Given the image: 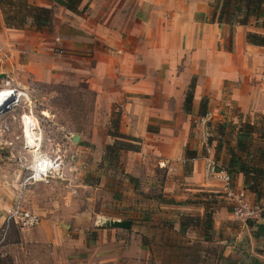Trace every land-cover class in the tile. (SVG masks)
Returning <instances> with one entry per match:
<instances>
[{
  "label": "crops",
  "instance_id": "obj_1",
  "mask_svg": "<svg viewBox=\"0 0 264 264\" xmlns=\"http://www.w3.org/2000/svg\"><path fill=\"white\" fill-rule=\"evenodd\" d=\"M27 1L51 9V25L42 30L31 26L10 29L0 11V75L6 76L2 86L13 87L21 73L45 84L82 82L95 93L96 102H109L108 117L112 107L119 106V131L141 141L138 152L120 154L126 188L114 200L115 206L127 213L136 211L138 216L134 221L132 216L111 214L109 218L129 220V229L102 228L99 221L79 225V214L74 216L75 223L65 225L57 222L54 214L42 226L46 233L37 231L28 242L50 247V264H165L167 260L159 252L162 225L147 210L174 203L181 217L183 212H190L186 200L193 193L211 192L223 197L228 192L221 180L206 172L217 157L221 161L222 153L219 156L215 145L205 143V122L222 118L230 102L238 114L235 119L247 121L243 124L253 126L254 132L248 137L247 149L236 148L237 137L221 149L227 147L228 152L233 148L247 161L250 149L255 148L257 127L253 120L264 116V47L249 44L246 33H257L253 30L260 26H255L253 18L245 26L218 23L207 0H82L77 14L52 1ZM192 82L193 100L186 110L185 97ZM204 98L207 119L198 116ZM90 142L96 149L93 165H98L96 170L108 183L113 171L106 172L100 165L104 147L110 142L104 138L101 143L95 135ZM206 147L208 155H204ZM186 151L196 157L191 159ZM83 158L80 161L85 162ZM232 178L236 191H243L249 201H264L256 188H247L248 179L242 174L235 173ZM145 181L148 190L157 194L148 197V202L135 195L138 183ZM3 204L5 209L10 206L5 199ZM213 215L211 232L220 233L213 240L224 249L218 264H264V236H254L256 225L264 226V216L244 227L232 221L223 206ZM60 227L70 231L63 234ZM89 230L95 233L94 239L86 233ZM196 233L189 228L179 231L182 244L204 238L200 228ZM194 259L186 264H198ZM204 260V264H217V257L210 254Z\"/></svg>",
  "mask_w": 264,
  "mask_h": 264
},
{
  "label": "rangeland",
  "instance_id": "obj_2",
  "mask_svg": "<svg viewBox=\"0 0 264 264\" xmlns=\"http://www.w3.org/2000/svg\"><path fill=\"white\" fill-rule=\"evenodd\" d=\"M207 1L211 5L213 13L217 14L221 2ZM217 17H215L216 20ZM236 19L242 20L240 13L236 14ZM231 22L235 24V21ZM262 25L263 22L260 21L258 26L261 28L253 31L264 35ZM1 80L0 89L5 82L4 79ZM11 88L19 92L16 93L20 98L12 106L10 105L9 109L0 113V255L5 254L1 255L0 263L13 264L15 261V264H50L48 249L51 248H48L47 245V248L35 247L34 244L28 242V237L33 236L37 231L46 233L43 225L54 214L56 215L55 220L65 225L75 223L74 216L77 214H79L76 216L79 225H85L84 222L89 221L104 223L107 221L104 218L110 220L111 214L119 217L132 216L130 220L134 221L138 216L136 211L127 213L124 209L115 206L114 202L116 195L126 188L124 187L126 181L123 182V180L127 175L122 173L120 155L117 162L104 166L106 172L110 169L113 171L112 177L107 183L101 173L96 170L98 165H93L96 149L90 142L94 135L101 143L104 138L110 142L109 145L114 142V139L108 135V131L113 127L112 117L115 118L121 108L114 105L112 114L108 117L105 112L109 102L105 100L96 102L95 93L76 80L70 81L68 84H45L33 81L21 73L18 82ZM228 104L221 114L222 118L213 117L204 124L207 127L205 143H208L209 146H211L210 144L216 147L218 144L220 146L233 144L237 137V128L243 123H247L245 120L240 122L241 117L236 120L237 111L230 108V102ZM228 108H230L229 111H227ZM206 109L207 106L204 116L198 114L200 118L207 119L208 110ZM253 121L257 127L255 148L250 149L247 161L253 166L256 164L263 168L264 172V158L259 155V151L264 153V116L255 117ZM36 127L41 130V134L37 132ZM39 152L51 160L58 159L60 168L58 169L49 159H41ZM219 152V156L222 153L221 161L219 157L212 161L216 171L225 168L227 147L220 149ZM84 153L87 155L86 158H83ZM204 155H208L207 147L204 149ZM82 158L86 161H80ZM41 162H46L45 170L39 166ZM33 167L35 170L41 169L45 172L51 170L54 173L49 174L42 181H36L32 176ZM251 179L250 176L249 185H253ZM230 181L228 188L235 192L237 189L233 178ZM128 182L130 183V181ZM253 187L256 188L257 194L264 199V175L256 177ZM148 188L147 181L138 183L135 191L136 199L148 202L150 200L148 197L157 195L156 191H150ZM3 190L5 191L3 192ZM145 191H148V194H144ZM14 193L16 195L13 200ZM221 196V194L211 192L193 193L186 200V203L190 204L189 209L191 210L183 212L181 217V211L176 208L177 205L174 203H166L167 208L158 207L151 212L150 209L147 210L149 214L156 215L155 221L162 225L159 252L160 257L167 260L165 264H176V262L186 264L190 260L193 262V257H195L194 262L204 264L206 263L204 258L208 254L211 257H217V264L220 262L224 249H221V246L215 244L213 240L214 237L220 236V233L206 231V215L208 213L211 215L213 226L215 222L213 214L220 207L227 208V211L231 213L234 202L227 194ZM3 199L10 204L6 209L3 208ZM16 201L23 210L38 216V225L25 228L18 222V224L10 223L6 227L4 221L7 211ZM185 215H193L191 219H196L194 220L196 226L189 227V231L196 233L200 228L203 236L207 235L206 238L196 239L191 245L182 244L183 240L179 236L180 228L177 221L187 217ZM39 227L41 228L39 229ZM99 227L103 228L104 226L99 225ZM60 230L63 234L70 231L63 227H60ZM86 233L94 239L95 233L90 230ZM192 236L198 238L196 235ZM206 239L211 241L205 243ZM52 246L55 247V245ZM181 249H187L185 255ZM56 251L57 248L54 249L52 257L54 261ZM188 251L191 254H188ZM190 256L193 257L190 259Z\"/></svg>",
  "mask_w": 264,
  "mask_h": 264
},
{
  "label": "trees",
  "instance_id": "obj_3",
  "mask_svg": "<svg viewBox=\"0 0 264 264\" xmlns=\"http://www.w3.org/2000/svg\"><path fill=\"white\" fill-rule=\"evenodd\" d=\"M52 1L55 5L61 6L66 10L72 13H79V7L82 0H47ZM221 4L219 6V12L213 13V19L217 17L218 23L232 24L235 21L236 25L245 26L250 22V18L255 20V26H258V23L263 22L262 27L264 28V0H217ZM0 11L4 20V24L7 28L10 29H24L27 26H31L36 30H42L49 28L52 20V10L42 7L33 6L28 3L27 0H0ZM240 13L242 20L238 21L236 19V14ZM216 19V18H215ZM246 40L249 44L259 47H264V35L258 33L248 32L246 33ZM194 88V83L190 84L189 90L186 93L185 97V108L186 110L190 109L193 94L192 90ZM207 106V99H202L200 105V116L206 114L205 108ZM202 109V110H201ZM120 123V113L113 118L112 124L113 127L108 131V135L114 139V142L111 145H106L104 147V155L100 165V169H104V166L107 164H112L118 161L119 155L124 151L138 152L140 150L141 141L135 137H131L125 134H122L119 131ZM254 127L249 124H243L237 128V144L236 148L243 151L247 149L248 146V137L253 134ZM244 139V141H243ZM248 139V140H247ZM221 146L218 144L216 147V152L219 153ZM229 159L225 164V171L232 179L233 174L240 173L244 178L249 180L251 176V182L254 185L256 183V177L264 175L262 169L254 167L246 161L239 157L233 148L228 149ZM261 156L263 153L260 154ZM186 156H189L191 159L196 157V154L193 152L186 151ZM187 171V169H186ZM250 182L247 181V188H252L253 185H249ZM264 216V215H263ZM194 220L191 217H183L180 221V231H185L189 227L196 226ZM206 231H212V217L208 213L206 215ZM249 226H252L251 222ZM255 237L264 236V226L256 225ZM207 236V235H206ZM206 236H204L206 238Z\"/></svg>",
  "mask_w": 264,
  "mask_h": 264
},
{
  "label": "built area",
  "instance_id": "obj_4",
  "mask_svg": "<svg viewBox=\"0 0 264 264\" xmlns=\"http://www.w3.org/2000/svg\"><path fill=\"white\" fill-rule=\"evenodd\" d=\"M4 88H9V87L6 84L5 87H2L0 89V93ZM9 89H11V91L15 90L12 88H9ZM17 101H18V99L15 98L10 104H8L6 106L10 107V105L12 106ZM0 113H2V112L0 111ZM32 128H33V126H32ZM36 129L38 130L37 132L39 134H41V130H39L38 127H36ZM25 147H26V145H25ZM38 154H39V157L41 159H49V161L51 160L50 158L41 155L40 152ZM51 161L58 169L60 168V163L57 162L58 159H53ZM37 170H35V168L33 167L32 176L36 181H42V180H44V178H47L49 174L54 173L51 170H48L47 172L42 171L41 169H37ZM206 172H207V175L215 176L218 179H220L221 182L226 187V189L228 190L227 195L230 196L231 201L234 202L233 210L231 211V219L233 221L243 225L244 227H247L249 222L260 219L264 215V201H261L258 203L251 202L246 198V195L244 194L243 191L240 190V191H236V192L233 191L232 192L231 190H229L228 186L231 182L230 181L231 178L227 174V172L225 171V168L221 169L219 171H216L214 168V164L209 163L207 165ZM4 222L6 223L5 224L6 227H8V224H10V223L11 224L12 223L18 224V222H19L25 228H32V227H35L36 225H38L39 218L37 215L23 210L20 207L19 203L16 201L14 203V205L11 206V209L9 211H7V216H6V219ZM97 223H98V221H97ZM98 224L103 225L104 223L103 224L98 223Z\"/></svg>",
  "mask_w": 264,
  "mask_h": 264
},
{
  "label": "bare ground",
  "instance_id": "obj_5",
  "mask_svg": "<svg viewBox=\"0 0 264 264\" xmlns=\"http://www.w3.org/2000/svg\"><path fill=\"white\" fill-rule=\"evenodd\" d=\"M6 90V91H4ZM19 93L16 90L11 91V89L4 88L1 93H0V111L8 104H10L15 98H17L19 100L20 96L17 95V93ZM36 130V129H35ZM39 166L41 167L42 170H45L46 168V162H41L39 164ZM38 166V167H39ZM48 170V169H47Z\"/></svg>",
  "mask_w": 264,
  "mask_h": 264
},
{
  "label": "water",
  "instance_id": "obj_6",
  "mask_svg": "<svg viewBox=\"0 0 264 264\" xmlns=\"http://www.w3.org/2000/svg\"><path fill=\"white\" fill-rule=\"evenodd\" d=\"M6 76L4 74L0 75V81L1 79H5ZM7 109H9L8 106H5L1 112L3 113L4 111H6ZM77 138V137H75ZM74 141H76V139H74ZM102 226L107 227V228H119V229H123V230H127L130 228L131 226V222L129 220H111V221H107V223H104Z\"/></svg>",
  "mask_w": 264,
  "mask_h": 264
}]
</instances>
